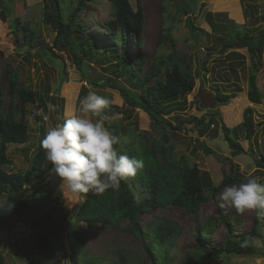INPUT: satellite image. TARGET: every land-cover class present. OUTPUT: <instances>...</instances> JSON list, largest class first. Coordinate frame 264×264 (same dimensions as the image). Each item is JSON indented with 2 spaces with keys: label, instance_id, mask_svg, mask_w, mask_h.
<instances>
[{
  "label": "rangeland",
  "instance_id": "374dc122",
  "mask_svg": "<svg viewBox=\"0 0 264 264\" xmlns=\"http://www.w3.org/2000/svg\"><path fill=\"white\" fill-rule=\"evenodd\" d=\"M134 10L138 6L144 12L143 40L137 45L132 38L128 45L133 63L138 72L145 75L152 68L154 62L166 58L169 53L177 56L184 55L192 67L193 73L205 65L203 76L196 78L194 89L185 98L177 100L182 108L175 110L165 117L189 118L192 115L205 116V126L202 128L195 123H186L181 129H164L144 109L129 103L117 88L106 84V80L115 84H125L131 88L127 76L123 74L124 67L119 66L121 42L112 40L106 30L104 22L111 19L112 8L109 0L86 1L77 19L82 20L85 35L102 38L118 50L102 53L92 41H79V53L87 62L86 79L67 49H58L53 45L56 30L45 23L46 3L44 0H4L7 9L6 19L0 17V88L4 92L7 106L14 100L16 106L21 101L11 94V69L18 74V85H26L39 90L46 101L47 108H39L37 113L43 116V122L36 121V109L31 104L27 106L26 118L30 126V139L24 144H10L8 154L11 162L6 165L9 173L23 174L30 166L40 142V127L45 131L48 127L61 123V110L56 96L64 99L63 118L65 110L79 114L80 100L89 91L106 97L110 104L105 110L108 119L106 127L113 134V130L122 132L125 127L131 136L120 133V149L133 139L147 140V147L156 151L160 160L163 158L171 166L181 167L183 163L197 167L210 176L214 185L219 186L231 175L238 177L219 187L203 202L197 214L169 205L164 209H154L141 217L144 223L155 217H167L177 221L181 233L172 250L173 263L184 264L192 256V248L197 238V224L205 223L210 217L217 222L214 228L204 235V242L211 248L224 243L229 235L238 237L252 231L254 225L257 236L254 246L257 253L251 255H222L218 259H210L203 264H264V224L257 218L254 210L244 214L237 213L234 208H221L219 194L225 187L239 185L249 177L258 178L264 183V167H258L256 158L264 154V98L261 103H254L248 94L250 71L257 75V83L264 94V47L254 53L250 47L224 48L221 41L231 39L233 31L244 30L256 36L264 29V0H130ZM80 2L75 1L69 10L73 11ZM191 5V6H189ZM210 13L211 15H208ZM18 17L22 22L35 31V42L30 45L21 31L13 33V22ZM211 20H210V19ZM213 22V24L211 23ZM192 25L194 28H192ZM216 29H213V26ZM220 39H219V38ZM85 37H83V40ZM49 48L48 54L44 49ZM92 49V54L90 55ZM55 53L58 63L50 60ZM142 60V64L138 63ZM165 73L166 67L161 65ZM64 69V77L61 73ZM131 76V72H128ZM133 77V76H132ZM94 81L99 82L95 85ZM152 83V81H151ZM106 84V85H105ZM201 84L205 91L215 95L227 93L231 96L221 100L217 107L211 109L200 108L195 98ZM133 89V88H132ZM139 90V88H135ZM219 89V91H218ZM55 106L49 110L48 105ZM45 105V104H44ZM173 106V104H170ZM252 107L251 127L253 134L249 137L244 125V110ZM48 116L45 121L44 116ZM231 128V136L238 140L244 152L234 156L224 132L221 130V119ZM165 149V155L160 149ZM207 148L210 152H207ZM50 162L44 164V168ZM51 170L45 175L44 182L30 185L32 195L29 197L31 207L27 215L43 218V210L51 212L63 224L76 217V212L83 202L82 194H73L67 189L58 188V180L51 175ZM39 189L34 191L36 187ZM31 194V193H30ZM225 213L228 221L221 220ZM77 218V217H76ZM256 223V224H255ZM80 229L77 237L75 230ZM28 229L18 224L13 230H0V253L4 256L5 264H79L74 257L72 241L80 239L82 246L89 253L105 258H118L125 255L132 264H145L146 250L140 237L132 231L127 220H122L118 227L97 225L89 227L85 222H75L72 233L68 231L56 234L51 241V248L47 255H39L31 251L24 240ZM74 239V240H72Z\"/></svg>",
  "mask_w": 264,
  "mask_h": 264
},
{
  "label": "trees",
  "instance_id": "16d2710c",
  "mask_svg": "<svg viewBox=\"0 0 264 264\" xmlns=\"http://www.w3.org/2000/svg\"><path fill=\"white\" fill-rule=\"evenodd\" d=\"M75 1H79L80 4L73 11H70V5H73ZM86 1L92 0H44L46 10L48 9L44 21L56 30L53 40L54 47L62 50L66 48L83 76L88 79L86 74L87 62L79 53L81 46L78 42L92 41L95 47L101 49L102 53L118 49L108 44L105 39L85 35L83 22L77 19V14L82 10ZM109 2L112 8V18L105 21L104 26L113 41L119 40L121 42L118 64L124 67L123 74L127 76L131 88L125 84H115L109 81L110 79L105 81L106 84L111 85L112 88H117L132 105L148 112L164 129L179 130L186 123H195L203 128L205 126L204 115L200 117L192 115L189 118L177 116L175 124L172 123V119H167L165 115L182 108V105H177L176 102L180 98H185L194 89L196 78L202 76L203 80L206 79L202 73V71H206L205 65H201L200 70L193 73L192 67L184 55L177 56L175 53H169L158 64L154 62L152 68L143 77L133 63V56L128 45L130 37L137 45L142 43L144 32L143 8L138 6L137 10H134L130 0H109ZM6 13L4 0H0V17L6 19ZM208 15L211 14L208 13ZM211 23L213 24L212 21ZM192 28H194L193 25ZM213 29L216 28L213 26ZM19 31L23 33L27 43L34 44L35 31L16 17L13 22V33L18 34ZM83 37H85L84 40ZM221 45L224 48L248 46L254 53H257L264 47V29L258 32L256 36L247 30L243 32L233 31L231 39L221 41ZM48 51L49 48L44 49L45 54H48ZM90 51L91 55L92 49ZM50 60L58 63L55 53L52 52ZM137 61L142 64L141 59ZM161 65L166 67L165 73ZM128 72H131L132 75L129 76ZM63 77L64 69L61 73V79ZM9 80L11 94L19 98L21 104L16 106L14 100H11L6 106L4 92L0 88V230L2 232L11 231L18 224H23L28 229V234L24 236V240L30 246L31 251H36L39 255H47L51 248L52 238L56 234L66 231L68 225L63 224L47 210H43V218L27 215L31 207L29 197L32 195V191L30 185L44 182L45 175L52 169L51 163L47 164L45 168L43 167L46 157L40 142L29 168L23 174L9 173L6 170V165L11 162L8 154L9 145L24 144L30 139V126L26 118L27 106L31 104L35 107L36 121L42 123L43 116L37 113V110L39 108L45 110L47 108L46 101H44L40 91L33 89V87L26 85L17 87L18 74L12 69ZM94 82L95 85L99 84V82ZM248 86L250 100L254 103H261L264 94L258 86L257 75L253 70L249 74ZM134 87L139 88V90H135ZM216 96L220 100H227L231 95L218 92ZM56 102L60 107L61 121H63L64 99L57 95ZM171 103L173 106L170 105ZM252 112V107H247L244 110V125L249 137L251 134L248 122L252 119ZM220 119L221 130L229 142L232 154L236 156L244 152V148L238 140L230 135L231 128L223 122L222 118ZM121 129L122 132L113 130V134L118 137L120 133L131 136L125 127H121ZM39 130L41 135L39 140L41 141L45 134V128L41 126ZM146 143L147 140L144 136V139H139V141L133 139L126 144L125 149H121L129 156L143 159L144 168L138 171L136 177L121 182V186L117 190L109 189L101 195H95L91 192L82 194L84 200L76 212V217L78 221L85 222L91 228L99 224L105 227H118L120 221L127 220L132 231L140 237L146 250L145 264H172L171 252L181 233L179 224L167 217H155L153 220L142 223V215L154 209H164L169 205L197 214L200 205L209 198V192L213 194L220 186L232 182L238 176L231 175L229 179L216 186L211 181L210 176L202 172L197 165L191 166L184 162L181 167L171 166L164 158L160 160L156 151L147 147ZM160 151L165 155V149L161 148ZM207 152H210L208 148ZM255 160L258 167H264V154ZM37 189L39 186L34 191ZM221 220L225 223L228 221L225 213L221 214ZM216 222L215 217H210L205 223L197 224V238L191 249L192 256L184 264H203L207 260L218 259L222 255L257 253L254 246V239L258 234L255 225L249 233L238 237L229 235L224 243L214 248L209 247L204 242L203 237L214 228ZM80 232V229L77 228L74 236L77 237ZM71 244L73 252L76 254L74 259L79 264H132L125 255H120L118 258H105L89 253L83 248L80 239L75 240V242L72 241ZM0 264H5L4 256L1 253Z\"/></svg>",
  "mask_w": 264,
  "mask_h": 264
},
{
  "label": "clouds",
  "instance_id": "9594fccd",
  "mask_svg": "<svg viewBox=\"0 0 264 264\" xmlns=\"http://www.w3.org/2000/svg\"><path fill=\"white\" fill-rule=\"evenodd\" d=\"M109 104L106 97L89 91L80 100L79 114L66 109L63 121L46 129L40 145L52 165L51 175L58 180V188L73 194L101 195L119 189L121 182L136 177L144 168L143 159L121 151L120 138L106 127ZM48 108L51 111L55 106L49 104ZM44 119L47 121L48 116ZM218 200L221 208L228 206L240 214L254 210L264 221V183L256 177L225 187Z\"/></svg>",
  "mask_w": 264,
  "mask_h": 264
},
{
  "label": "water",
  "instance_id": "95a60500",
  "mask_svg": "<svg viewBox=\"0 0 264 264\" xmlns=\"http://www.w3.org/2000/svg\"><path fill=\"white\" fill-rule=\"evenodd\" d=\"M195 98L197 100H199L200 103V107L202 109H211V108H215L218 106L219 104V100L218 97L213 93V92H209V91H205L203 88V84H201V87L198 91V93L196 94ZM248 127H249V131L250 134H253V130L251 127V120H249L248 122ZM76 217H73L67 226V231L68 233H72L74 228H75V222H76Z\"/></svg>",
  "mask_w": 264,
  "mask_h": 264
},
{
  "label": "flooded vegetation",
  "instance_id": "af4514ba",
  "mask_svg": "<svg viewBox=\"0 0 264 264\" xmlns=\"http://www.w3.org/2000/svg\"><path fill=\"white\" fill-rule=\"evenodd\" d=\"M218 100H219V104H220V101H221V100H220L219 98H218Z\"/></svg>",
  "mask_w": 264,
  "mask_h": 264
}]
</instances>
